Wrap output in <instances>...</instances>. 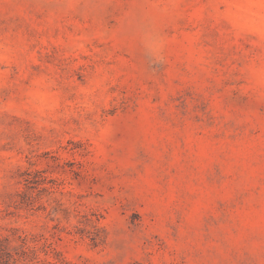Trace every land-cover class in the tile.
<instances>
[{
	"label": "rangeland",
	"instance_id": "obj_1",
	"mask_svg": "<svg viewBox=\"0 0 264 264\" xmlns=\"http://www.w3.org/2000/svg\"><path fill=\"white\" fill-rule=\"evenodd\" d=\"M0 264H264V0H0Z\"/></svg>",
	"mask_w": 264,
	"mask_h": 264
}]
</instances>
